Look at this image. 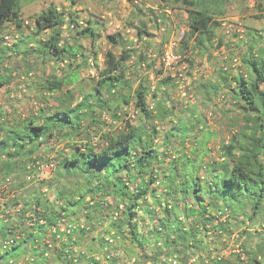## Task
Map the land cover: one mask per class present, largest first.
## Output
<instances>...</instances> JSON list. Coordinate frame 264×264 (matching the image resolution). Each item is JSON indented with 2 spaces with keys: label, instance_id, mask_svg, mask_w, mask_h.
Instances as JSON below:
<instances>
[{
  "label": "trees",
  "instance_id": "1",
  "mask_svg": "<svg viewBox=\"0 0 264 264\" xmlns=\"http://www.w3.org/2000/svg\"><path fill=\"white\" fill-rule=\"evenodd\" d=\"M19 1L0 0V35L10 26L17 30L25 26ZM208 1L212 0H174L188 14L189 30L176 50L188 64V56L195 52L207 59L213 57L215 31L221 22L205 8ZM136 9L143 12L138 6ZM259 11L263 15L264 10ZM34 20L32 34L22 36L9 50L24 59L34 55L44 61L66 63L67 70L61 75L51 73L40 81L37 110L23 117L14 106L16 100L8 101V114L0 110V154L7 156L6 161L0 162V173L19 174L22 178V164L33 156L40 157L39 152L46 145L52 147L51 141L55 146L63 144L65 152L55 156L58 164L53 176L34 184L33 193L41 186H51L52 198L22 199L24 212L42 217L49 224L65 212L75 220L114 231L120 237V245L141 251L139 259L144 264H168L162 262L163 258H173L177 264H264V45L252 47L242 56L240 66L245 70L233 73V69L219 68L218 79L205 85L207 93L226 91L234 109L226 112L225 126L231 136L220 146L221 158L203 167V161L197 166L186 153L188 139L183 131L182 150L174 151L173 138L181 131L176 126L166 134L164 146L157 145L158 124L165 123L176 110L170 105L171 98L159 95L168 96L169 90L179 85L162 68L154 70L157 60L149 57V40L154 35L146 22L141 27L132 26L137 41L146 44L144 48L137 47L122 31L107 33V43L120 48V54L107 50L100 63L95 48L99 34L91 22L81 24L76 14L54 4ZM41 32L51 34L42 39ZM84 39L90 40V47L81 43ZM165 43L161 42L159 55ZM221 46L222 42H218L215 48ZM3 64L0 56V86L10 87L13 77L6 75V66L2 70ZM83 68L96 72V76H89L88 83L81 78ZM151 71L155 72L153 80ZM135 81V112L140 114L141 122L147 120L151 126L136 124L126 110L131 98L124 90ZM11 93L12 90L7 92ZM152 98L156 100L153 109L148 103ZM223 100L228 103L225 96ZM51 102L54 105L49 106ZM103 113L109 115L110 123L102 120ZM5 115L8 118L2 121ZM195 118L200 121L196 115L190 119ZM190 125L183 124L186 129ZM167 160L170 167L163 173L161 166ZM198 169L204 170L201 173ZM89 197L105 199L109 209L92 208L83 216ZM38 207L43 211H37ZM225 208L230 214L222 219L219 212ZM9 227L0 225V233L7 236ZM251 227L260 230L252 233ZM13 229L24 235L15 250L31 243L34 230L41 228L34 224ZM91 231L84 232L82 240ZM254 234H258V240L252 246ZM229 240L236 244L232 249L228 248ZM130 250L132 258L135 254ZM1 254L0 250V259L10 255V251ZM83 258L81 263L86 261Z\"/></svg>",
  "mask_w": 264,
  "mask_h": 264
},
{
  "label": "rangeland",
  "instance_id": "2",
  "mask_svg": "<svg viewBox=\"0 0 264 264\" xmlns=\"http://www.w3.org/2000/svg\"><path fill=\"white\" fill-rule=\"evenodd\" d=\"M214 1V2H213ZM51 4H54L59 9H64L67 12L76 14L79 22L86 25L91 22L96 32L99 34L95 42V48L99 54V62L104 61V54L107 50H114L117 55L120 54V48H112L106 41V34L117 31H122L128 38H136L133 28L141 27L142 22H146L148 25V31L154 35L149 42L152 44L151 53L156 54L159 57V46L162 41L165 44L171 42L176 43V50L180 44V36L184 32L186 34L189 30L188 14L185 8L180 4L174 2V0H20L19 6L23 13V19L28 22L27 28L17 30L10 26L1 32V35H9L10 42H6L0 39V56H3L4 64L1 66L2 70L6 66L8 71L6 75L12 76L13 81L11 86H4V91L1 93L4 97L9 90H12L15 94L22 95L14 103L22 113L28 114L31 111L37 110L40 106L39 99V86L41 80L49 76L51 73L61 75L67 70L66 63L57 64L55 60L46 61L40 59L38 56L31 55L27 59L21 58L15 52L9 50L16 43L21 40L22 36H27V31L35 28V17L44 10H47ZM261 4V5H259ZM136 6L141 8L143 12L140 14L137 12ZM205 8L210 12L215 13L214 18L221 22L219 29L215 31L214 43L217 46L218 42H222L220 49L212 50V58L207 59L206 56H202L200 53H193L189 55L191 63L187 64L186 75L189 79V85L185 89L187 91V97L184 98L181 95L180 89L171 88L168 96L160 94L162 98H171L176 110L173 111L174 115L168 117L165 123L158 124L160 127V141L157 145L161 144L166 139V134L169 133L172 126H183V124H191L187 135V139L190 145L186 148V153L191 156V159L196 161L197 166H206L211 160H219L221 158L220 146L223 143H227L230 139L231 133L226 129L225 123L227 120V110H233V103L229 94L226 91L218 94L207 93L204 90L205 85L209 86L218 79L217 70L219 68L227 67L233 69V73L245 70L240 66L242 56L248 52L252 47L254 49L264 45V12L263 15L259 11L261 8L264 10V0H212L208 1ZM263 16V17H262ZM133 26V28H132ZM248 28L252 29L248 31ZM81 28H78L80 31ZM77 31V32H78ZM247 33H251L248 35ZM51 33L41 32L40 38L46 39ZM77 34L75 33L74 36ZM185 36V35H184ZM147 39V38H146ZM71 42H74L72 39ZM81 43L86 47H90V40L84 39ZM140 48L145 47V43L138 42ZM90 50V49H89ZM238 60V65L234 60ZM157 60V59H156ZM155 70V69H154ZM166 73V72H165ZM168 73V72H167ZM89 76H96V72L92 69L83 68L81 71V78L88 83ZM151 80L153 72H150ZM33 82V83H32ZM138 87V82H133L131 87L124 90V94L131 98L130 105L128 107L130 113H135L136 98L135 90ZM7 88V91H6ZM25 90V92H24ZM211 95V96H209ZM224 96L227 98L228 103L224 102ZM6 101V100H5ZM156 100L149 99V107L154 108ZM54 105L53 102L49 106ZM5 107L9 109V103L5 102ZM236 110V109H235ZM191 115H196L200 121L193 119ZM140 114H136V124H143L144 126H151L147 120L140 121ZM204 126V129L201 128ZM179 129V127H177ZM181 130V131H180ZM180 132L175 133L176 137L173 138L174 151L182 150L181 138L182 127ZM210 133V134H208ZM201 138L203 142L201 143ZM165 143V141H164ZM51 145V144H50ZM53 145L52 147L46 145L39 155L51 154L54 156H60L63 144ZM164 146V144H163ZM162 150V149H161ZM203 161L202 164L199 163ZM201 165H199V164ZM163 167V173L166 168L170 167L168 160ZM200 169H198L199 171ZM204 169L200 170L202 173ZM53 176V175H52ZM44 186L39 187L40 190ZM50 188V194L47 198L51 199L53 195V188ZM35 185H29L26 190H34ZM38 190V191H39ZM40 193V191H39ZM38 194V192H37ZM240 217L239 220H242ZM91 234L85 240V246H88L89 250L97 251L100 239L110 232L107 228H97L92 225ZM257 227V226H256ZM251 227V232L255 233L260 229ZM259 234V233H258ZM258 234H254L251 245L254 246L258 240ZM1 237V235H0ZM97 238V241L94 240ZM236 246L233 240H229L228 248L232 249ZM117 250L121 251V262L124 263L130 256V247L117 244ZM134 257L140 260L138 264H144L140 250L131 248ZM22 250L17 249L12 252L11 255L2 256L1 254L0 264H7L12 258H17L21 255ZM226 252H229L227 250Z\"/></svg>",
  "mask_w": 264,
  "mask_h": 264
},
{
  "label": "built area",
  "instance_id": "3",
  "mask_svg": "<svg viewBox=\"0 0 264 264\" xmlns=\"http://www.w3.org/2000/svg\"><path fill=\"white\" fill-rule=\"evenodd\" d=\"M184 35L183 32L180 36V40L183 39ZM65 36H68L67 31ZM0 38H3L7 43L11 40L9 35H0ZM131 40L139 47L136 38H131ZM149 57L157 59L155 70L162 68L166 73H170L171 76L176 79L182 97L186 98L187 91L185 89L189 85V79L186 75L187 64L183 62L181 55L176 53V43L171 42L165 44L163 53L159 55V57L151 52ZM234 62L236 63L234 64L235 66L239 64L237 59H235ZM224 69L227 70L228 68L224 67ZM154 73L153 71V75ZM153 78L154 76H152V79ZM2 89L3 87L0 86V110H6L5 112L8 114V107H5L6 101L1 94ZM21 97L22 95L12 92L8 96L9 100H7V102L10 100L15 101ZM20 112L22 116L25 117V113H22V111ZM5 118H8L7 115L2 118V121H4ZM129 118L135 119L136 112L130 113ZM102 120L107 123L111 122L107 113L102 114ZM1 136L2 133L0 132V137ZM51 145H54L53 141H51ZM189 145L190 142L187 140L186 146ZM6 160V154H0V162ZM57 164L58 162L54 155L46 154L40 157L33 156L32 160H26L24 164H22L25 168L24 173L20 174L22 178L19 177V174L0 173V224L6 227L10 226L7 230V236L0 240V250L2 252L13 250L22 236L20 235L21 232L17 229H13V227L16 226L15 217L21 214L24 205L21 202L9 204L11 199L15 197V190L21 188L26 189L29 185L41 184L43 181L48 180L55 172ZM21 185L23 186L21 187ZM39 191L42 198H47L50 194V188L48 186H44ZM86 202L87 207L83 210V216H86L92 208L98 207L102 211H107L109 209V202L105 199L95 200L89 197ZM36 209L40 212L43 211V209L39 207ZM229 214L230 210L228 208L219 212V216L222 217V219H225ZM27 216L30 218L27 224L28 226H33L35 224L41 228L34 230L35 237L33 240V247L37 250L44 264H52L51 260L53 257H56L57 253H59L62 260L66 261L68 264H80L82 259H84L83 257L86 258L85 264H138V259L136 257L129 258L124 263L121 262L122 253L117 250L120 237L117 236L114 231H111L108 235L103 237V242L98 244L97 251H90L88 246H85L84 243L82 244L81 240L83 238V233L91 230L86 220H75L68 217L65 212H63L53 224H49L48 221L42 217H36L31 212H29ZM35 262L36 259L30 253H27L18 258H12L8 264H33ZM162 262L177 264V261L173 258H163ZM148 264L151 263L149 262Z\"/></svg>",
  "mask_w": 264,
  "mask_h": 264
},
{
  "label": "crops",
  "instance_id": "4",
  "mask_svg": "<svg viewBox=\"0 0 264 264\" xmlns=\"http://www.w3.org/2000/svg\"><path fill=\"white\" fill-rule=\"evenodd\" d=\"M28 24V22H26L25 21V26L23 27V28H27V25ZM31 31L33 32V29H31ZM32 32H30L29 30L27 31V36H29V35H31L32 34ZM4 88L5 87H3V89H2V92L4 91ZM6 91H7V88H6ZM8 94H6V96L4 97V100H8ZM209 96H211V95H209ZM184 125H186V124H184ZM177 127H179V129H181V127H182V131H183V133L185 134L184 136H186V135H188V131L190 130V129H188V131H187V129H186V127L187 126H177ZM202 128V127H201ZM176 132V131H175ZM166 140V139H165ZM164 140V141H165ZM158 142L160 141V137H159V139L157 140ZM164 141H162V144H164ZM203 142V140H202V138H201V143ZM14 198L13 199H11V201L9 202V204H13V203H18V202H21L22 204H23V202H22V199H24V200H35L36 198H38V197H41L40 196V193H39V191H38V194L37 193H33V191L32 190H26V189H16L15 190V192H14ZM16 199H18V201H15ZM24 205V204H23ZM73 212L75 211H78V209L77 208H70ZM29 212H27V213H25L24 212V208L22 209V212H21V214L20 215H18V216H16L15 217V222H16V227H22V226H24V227H26L27 226V224L29 223V221H30V218L27 216V214H28ZM1 225V224H0ZM0 235H1V237H0V240H2V239H4L5 238V236L6 235H4L3 233H0ZM20 235H22L21 236V239L20 240H22V237L24 236L23 234H21L20 233ZM83 239V238H82ZM81 239V240H82ZM19 240V241H20ZM85 240H86V238L84 239V240H82L83 241V243L85 242ZM18 241V242H19ZM33 245H34V242L32 241L31 243H28L26 246H24L23 248H16L15 250H17V249H21L22 250V252H21V255H23V254H27V253H30L35 259H36V261H40V262H42V258L40 257V255L38 254V252H37V250L33 247ZM84 245H85V243H84ZM14 249L12 250V251H10V255L12 254V252H14L15 251ZM24 250L26 251V253L24 252ZM20 255V256H21ZM18 258V257H17ZM44 263V262H43ZM51 263L52 264H68L66 261H64V260H62V258H61V256H60V254L59 253H57V255H56V257H53L52 258V260H51ZM149 262H147L146 264H148ZM8 264V263H7ZM33 264H35V263H33ZM80 264H85V262H83V263H80Z\"/></svg>",
  "mask_w": 264,
  "mask_h": 264
}]
</instances>
